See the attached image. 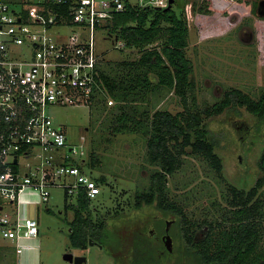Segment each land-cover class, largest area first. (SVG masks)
<instances>
[{
  "label": "rangeland",
  "instance_id": "1",
  "mask_svg": "<svg viewBox=\"0 0 264 264\" xmlns=\"http://www.w3.org/2000/svg\"><path fill=\"white\" fill-rule=\"evenodd\" d=\"M129 1L132 4L137 2ZM254 2L175 0L173 3L176 12H183L190 31L186 54L194 67V85L189 93L193 111L212 107L230 89L242 90L255 100L263 92L264 17L257 15ZM113 39L108 38L106 32H96L98 66L110 77L124 81V86L129 88V81L140 75L131 66L123 68L121 64L136 61L141 53L135 49H118ZM125 91L128 92L127 99L119 105L105 89L101 100L92 104H67L51 108L55 125L66 131L67 147L61 153L75 147L80 153L75 157V162L85 168L92 179L105 180L104 184H100L101 194L92 199L90 208L99 210L106 217L108 225L104 240L109 250L90 247L86 252V264L115 263V252L120 255L130 234L129 225H135L138 218L142 219L134 213L135 200L131 198L136 192L149 189L150 176L160 169L149 161L147 137L144 134L114 133L119 126L116 116L125 111L137 120L146 112L145 117L149 120L157 110H167L173 114L184 110L180 97L165 87L148 94L140 90L137 93L129 89ZM119 107L122 111H119ZM204 121L211 124L214 134L220 136L218 153L223 159L224 171L220 176L204 158L185 155L182 168L168 176L167 195L183 209L192 224L208 220L214 224L220 223V229H227L230 225V184L249 190L259 176V161L264 151V125L245 107L221 115L204 116ZM130 126L135 127L134 124ZM91 158L94 160L93 167ZM50 191L49 202L38 205L39 264H71L64 259L66 253L71 252L75 256L82 254L72 249L69 240L70 223L75 215L74 211L66 208L74 205L76 199L66 200L63 188H51ZM260 193L264 198V187ZM33 201L37 202V198H33ZM35 206H29L28 211L25 208V213L36 217ZM179 227L178 224L176 228ZM262 228L259 251H264V218ZM181 240L180 233L176 236L179 248L183 246ZM9 247L0 236V264H17L15 251ZM176 257V264H181L180 254ZM183 259L194 264L191 262L192 256L184 255Z\"/></svg>",
  "mask_w": 264,
  "mask_h": 264
},
{
  "label": "built area",
  "instance_id": "2",
  "mask_svg": "<svg viewBox=\"0 0 264 264\" xmlns=\"http://www.w3.org/2000/svg\"><path fill=\"white\" fill-rule=\"evenodd\" d=\"M133 4L166 9L170 0ZM125 8L126 0H0V236L19 262L40 251L38 205L51 188L70 198L80 189L90 199L101 194L75 164L77 149L61 153L66 131L51 108L91 102L100 89L95 34ZM31 205L36 217L25 213Z\"/></svg>",
  "mask_w": 264,
  "mask_h": 264
},
{
  "label": "trees",
  "instance_id": "3",
  "mask_svg": "<svg viewBox=\"0 0 264 264\" xmlns=\"http://www.w3.org/2000/svg\"><path fill=\"white\" fill-rule=\"evenodd\" d=\"M103 30L108 38H114V43L122 41L126 45L125 49H135L141 53L136 61L121 64L123 68L131 66L140 76L129 81L130 87L126 88L124 81L110 77L98 66L100 89L93 95L91 104L101 100L105 89L119 105L127 99L126 89L133 93L140 90L148 94L165 87L180 97L184 109L177 114L157 110L149 120L145 117L146 112L137 120L125 111L116 116L119 126L114 133L144 134L147 137L149 161L160 167L150 176L149 189L136 192L131 199L135 200L136 206L154 205L162 213H174L179 217L183 238L188 244L189 254L195 259L194 264H264V251H259L264 218V198L260 196L264 187V151L259 161V176L251 189L244 190L230 184V225L227 229H220V223L214 224L208 220L192 224L183 209L167 195L168 176L182 168L185 155L204 158L218 175H222L224 162L218 153L220 136L212 132L211 124L204 121V116L221 115L245 107L264 125V90L255 100L242 90L230 89L212 107L193 111L189 93L194 85V67L186 54L190 31L183 12H176L173 6L170 9L141 8L126 0L125 10L116 14ZM155 44L158 46L155 47ZM119 111H122L121 107ZM90 161L93 167L94 160L91 158ZM95 181L98 185L105 183L102 178ZM65 197L66 200L70 198L68 195ZM75 199L76 203L66 208L74 211L75 215L69 232L72 249L86 250L90 240L107 245L104 240L107 220L102 219L99 210L90 208L92 199L85 189H80ZM203 226L210 228L206 239L196 241V233Z\"/></svg>",
  "mask_w": 264,
  "mask_h": 264
},
{
  "label": "flooded vegetation",
  "instance_id": "4",
  "mask_svg": "<svg viewBox=\"0 0 264 264\" xmlns=\"http://www.w3.org/2000/svg\"><path fill=\"white\" fill-rule=\"evenodd\" d=\"M254 1L253 8H255L258 15L259 11L264 10V0ZM146 208L150 211L147 212ZM155 208L154 205L142 204L141 206H136V203H134L133 211L139 214L142 219L140 220L138 218L135 225H129L128 228H130L131 231L130 234L127 235L128 239H126L124 250L119 253L121 256H118L115 252L114 264H176V256L178 254H180V258H182L181 264H189L190 261L186 262L183 259L184 255H191L189 254L190 252H188V244L185 243V238H183L184 236L182 233V226L179 223V217L174 213H162L158 208ZM105 218L106 217L102 215V219L105 220ZM178 224L180 225L179 229L176 228ZM209 230L210 228L208 226H203L201 230H198L196 233V241L205 240ZM178 231L182 234V248H179L176 244V236L180 234ZM93 243V246H90L89 243L88 249L80 250L82 252L80 256H86V252L90 247L94 246L101 249L107 248L106 250H109V246L102 245L98 242ZM191 262H195L193 256Z\"/></svg>",
  "mask_w": 264,
  "mask_h": 264
},
{
  "label": "water",
  "instance_id": "5",
  "mask_svg": "<svg viewBox=\"0 0 264 264\" xmlns=\"http://www.w3.org/2000/svg\"><path fill=\"white\" fill-rule=\"evenodd\" d=\"M175 0H170V4L166 9H170L173 5ZM258 16L264 17V10L258 12ZM94 243L90 241V246H93ZM64 259L71 264H86L87 263V257L86 256H75L73 253H66L64 256Z\"/></svg>",
  "mask_w": 264,
  "mask_h": 264
},
{
  "label": "crops",
  "instance_id": "6",
  "mask_svg": "<svg viewBox=\"0 0 264 264\" xmlns=\"http://www.w3.org/2000/svg\"><path fill=\"white\" fill-rule=\"evenodd\" d=\"M78 251H80V250H78ZM39 253H40V251H39ZM39 253L25 254L23 256V258H21V262H19V257H17V264H39V257H40Z\"/></svg>",
  "mask_w": 264,
  "mask_h": 264
}]
</instances>
